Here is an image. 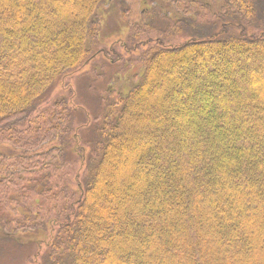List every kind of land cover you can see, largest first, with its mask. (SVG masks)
Instances as JSON below:
<instances>
[{"label": "trees", "instance_id": "obj_1", "mask_svg": "<svg viewBox=\"0 0 264 264\" xmlns=\"http://www.w3.org/2000/svg\"><path fill=\"white\" fill-rule=\"evenodd\" d=\"M119 52L142 74L80 154L87 113L52 92ZM31 243L26 264H264V0H0V254Z\"/></svg>", "mask_w": 264, "mask_h": 264}, {"label": "rangeland", "instance_id": "obj_2", "mask_svg": "<svg viewBox=\"0 0 264 264\" xmlns=\"http://www.w3.org/2000/svg\"><path fill=\"white\" fill-rule=\"evenodd\" d=\"M113 14V10L108 9L106 16ZM121 24H124L122 19L115 13V16L105 24L103 31L104 33H109L112 29H116L115 25L118 28ZM178 39L181 40L183 37H177L174 41H178ZM104 40L102 43L100 39V44L102 47L108 48L113 42L118 43L124 40V35L115 34ZM126 58L127 56H123L120 53L122 61H113L112 63L105 56L97 55L92 62L82 67L72 77L64 80V83L59 84L55 88L56 90L54 89L52 92L56 97L68 98V90H72L75 104L87 113L89 121L81 129L79 135L81 137L80 146H77V148L81 146L84 148L78 149L80 154L87 155L92 150L96 138L94 137L93 129L89 130V127L105 113V106L109 103H116L119 96L126 95L142 74L141 59L133 57L130 61H127ZM62 86H64V89H69L64 90V93L58 91L57 89ZM74 116L80 117V119L83 118L81 112L75 113ZM78 122L77 120L76 123ZM9 247L11 248L1 251L0 264H26L30 261L35 251V245L32 243L22 248H17L10 244Z\"/></svg>", "mask_w": 264, "mask_h": 264}, {"label": "flooded vegetation", "instance_id": "obj_3", "mask_svg": "<svg viewBox=\"0 0 264 264\" xmlns=\"http://www.w3.org/2000/svg\"><path fill=\"white\" fill-rule=\"evenodd\" d=\"M113 43H116V42H113Z\"/></svg>", "mask_w": 264, "mask_h": 264}]
</instances>
